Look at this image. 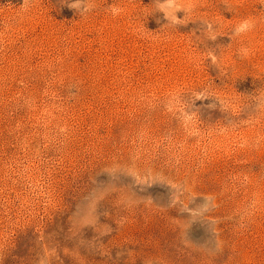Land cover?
<instances>
[{"label":"rangeland","instance_id":"1","mask_svg":"<svg viewBox=\"0 0 264 264\" xmlns=\"http://www.w3.org/2000/svg\"><path fill=\"white\" fill-rule=\"evenodd\" d=\"M0 0V264H264V0Z\"/></svg>","mask_w":264,"mask_h":264},{"label":"clouds","instance_id":"2","mask_svg":"<svg viewBox=\"0 0 264 264\" xmlns=\"http://www.w3.org/2000/svg\"><path fill=\"white\" fill-rule=\"evenodd\" d=\"M67 6L70 8V9H75L76 11H78V7H77V3L75 2V0H73V3H67Z\"/></svg>","mask_w":264,"mask_h":264}]
</instances>
